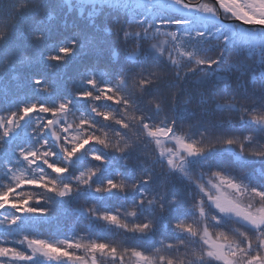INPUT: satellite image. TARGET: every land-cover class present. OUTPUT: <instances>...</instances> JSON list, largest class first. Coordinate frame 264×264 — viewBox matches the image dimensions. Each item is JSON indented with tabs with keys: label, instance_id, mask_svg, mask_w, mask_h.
Returning a JSON list of instances; mask_svg holds the SVG:
<instances>
[{
	"label": "snow or ice",
	"instance_id": "6c2138e0",
	"mask_svg": "<svg viewBox=\"0 0 264 264\" xmlns=\"http://www.w3.org/2000/svg\"><path fill=\"white\" fill-rule=\"evenodd\" d=\"M112 10L125 22L98 25ZM57 11L87 23L54 35ZM102 44L113 58L122 45L114 70L86 63L62 91ZM40 65L51 77L20 82ZM234 72L259 85V111L235 90L221 102L184 86ZM197 96L200 117L181 127ZM209 102L252 130L205 123ZM81 199L85 231H31ZM0 264H264V0H0Z\"/></svg>",
	"mask_w": 264,
	"mask_h": 264
},
{
	"label": "trees",
	"instance_id": "16d2710c",
	"mask_svg": "<svg viewBox=\"0 0 264 264\" xmlns=\"http://www.w3.org/2000/svg\"><path fill=\"white\" fill-rule=\"evenodd\" d=\"M86 15L87 13L85 12L84 16H81L79 12H68L66 15L63 13L54 12L53 13V20L51 22V27L53 29L54 35L58 34H67V30L65 29V21L67 22L68 25H71L72 23H78V24H85L87 23L86 20ZM127 19L126 14L123 12H118L117 10H112L109 13H106L104 16H99L97 20V24L100 26H109L112 28H115L116 26V21L118 20L120 23H124L125 20ZM29 23L28 21H25L22 24V27L26 26V24ZM32 25L35 27V21H31ZM127 26V25H125ZM105 39L109 42L115 41L116 37L114 35L112 36H106ZM116 48L118 50V55L117 57L113 58L111 56V51L109 48L108 44H102L101 49L102 51L99 54V59L97 61V58L95 56H90L88 58L78 60L74 65L70 66L67 69V74L63 76V79L61 80V90H70L73 87V79H77L78 77L76 76V73L78 70L86 63H98L99 70L101 71H113L114 67L116 66L117 59H122L123 53L122 51H119L122 48V45L116 44ZM231 55V53L229 54ZM243 61V63L247 65H251L252 61L251 60H246L243 59V57H240ZM29 71L33 72H38L41 75L51 77V71L44 67L43 65L37 66L31 70H21V83H24L26 85V80L25 77L27 76ZM250 75L251 73L247 75H240L239 73H232L231 74V79L224 81H216L215 84H199L194 82L195 77H191L189 79V82L186 83L184 86L188 88L190 91L194 93H199V92H214L215 98L218 101H223L228 99L233 95V91L235 90L237 93H239L241 96H248L252 99H255L257 101L256 107L258 111L260 110V92H259V85L253 86L250 83ZM5 87L7 89L14 93L16 92L17 88V82L16 81H5ZM254 87H255V92H254ZM247 89V91H245ZM26 90H28L26 88ZM177 89H171L170 91H175ZM39 97L33 96V99H37ZM184 97L181 96V102H183ZM198 100L199 96H197L192 103L187 105L188 112L181 114L183 115H188L191 117V113L195 112L196 116L191 117L190 119L184 120L182 122H179L181 124V127L186 128L188 124L194 123L196 119L200 117L201 110L198 107ZM207 110V116L205 118V123H210L212 121H231L232 123L228 125L229 127L235 128V134L237 135H242L247 131H251V127H245L244 125L239 123V117H240V112H224L220 113L215 111L214 105L209 102L208 104L203 106ZM247 119V117H246ZM242 129V131H241ZM139 161L136 159L135 156L131 160H129V164L131 166H135ZM120 163H123V161H120ZM255 169H260L261 165L259 163L253 165ZM159 168V166H157ZM229 170L239 172L242 169L239 167L238 163H231L229 165ZM249 171L252 169L249 168ZM178 187L182 188V185L178 184ZM119 202L114 201L112 206L116 207L118 206ZM83 205L84 207H90L92 205V202L89 201L88 203H85L83 199L77 201L76 203H73L71 206L67 208H61V209H56L55 207L52 208V215L46 220L43 221L34 227L31 228V231L34 234L39 235L42 238H56L59 235H64L68 234L71 235L73 231L76 234H80L81 232L85 231L87 226H88V219L87 217H84L80 215L79 212L76 211L78 207ZM160 238V234L158 233L156 236V239ZM14 246V245H13Z\"/></svg>",
	"mask_w": 264,
	"mask_h": 264
},
{
	"label": "rangeland",
	"instance_id": "374dc122",
	"mask_svg": "<svg viewBox=\"0 0 264 264\" xmlns=\"http://www.w3.org/2000/svg\"><path fill=\"white\" fill-rule=\"evenodd\" d=\"M193 2H196V0H193Z\"/></svg>",
	"mask_w": 264,
	"mask_h": 264
}]
</instances>
